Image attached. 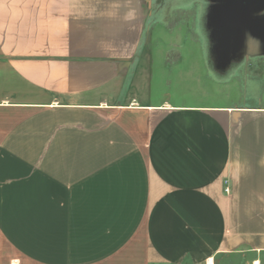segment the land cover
I'll return each instance as SVG.
<instances>
[{
	"label": "crops",
	"instance_id": "crops-1",
	"mask_svg": "<svg viewBox=\"0 0 264 264\" xmlns=\"http://www.w3.org/2000/svg\"><path fill=\"white\" fill-rule=\"evenodd\" d=\"M149 2L0 0V264L264 257V59L155 57Z\"/></svg>",
	"mask_w": 264,
	"mask_h": 264
},
{
	"label": "rangeland",
	"instance_id": "rangeland-1",
	"mask_svg": "<svg viewBox=\"0 0 264 264\" xmlns=\"http://www.w3.org/2000/svg\"><path fill=\"white\" fill-rule=\"evenodd\" d=\"M146 12L143 38L153 43L155 57L171 45L184 43L180 50L184 57L200 58L206 53L247 62L264 59V0H150ZM250 258L232 255L216 264H253Z\"/></svg>",
	"mask_w": 264,
	"mask_h": 264
},
{
	"label": "built area",
	"instance_id": "built-area-1",
	"mask_svg": "<svg viewBox=\"0 0 264 264\" xmlns=\"http://www.w3.org/2000/svg\"><path fill=\"white\" fill-rule=\"evenodd\" d=\"M223 191L228 193L229 192V187H228V181L227 179L223 180Z\"/></svg>",
	"mask_w": 264,
	"mask_h": 264
},
{
	"label": "bare ground",
	"instance_id": "bare-ground-1",
	"mask_svg": "<svg viewBox=\"0 0 264 264\" xmlns=\"http://www.w3.org/2000/svg\"><path fill=\"white\" fill-rule=\"evenodd\" d=\"M208 264H212V261L209 260ZM254 264H258V262L256 261Z\"/></svg>",
	"mask_w": 264,
	"mask_h": 264
}]
</instances>
